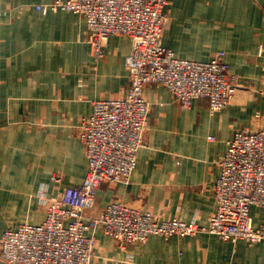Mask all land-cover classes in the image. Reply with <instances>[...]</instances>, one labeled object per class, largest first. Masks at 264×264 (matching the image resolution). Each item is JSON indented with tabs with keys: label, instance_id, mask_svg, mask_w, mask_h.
<instances>
[{
	"label": "crops",
	"instance_id": "1",
	"mask_svg": "<svg viewBox=\"0 0 264 264\" xmlns=\"http://www.w3.org/2000/svg\"><path fill=\"white\" fill-rule=\"evenodd\" d=\"M52 1L0 0V238L43 222L46 200L83 182L89 160L80 120L96 99L123 97L129 85L133 40L111 36L96 58L84 17L36 8ZM165 13L163 44L194 60L226 51L237 94L212 114L209 98L184 108L167 87L148 84L149 126L137 167L129 183L99 187L95 212L122 201L161 220L208 224L228 140L264 127V0H170ZM251 216L264 225L263 208L253 205ZM96 239L93 264H264V243L211 233L152 235L124 247L99 229Z\"/></svg>",
	"mask_w": 264,
	"mask_h": 264
},
{
	"label": "built area",
	"instance_id": "2",
	"mask_svg": "<svg viewBox=\"0 0 264 264\" xmlns=\"http://www.w3.org/2000/svg\"><path fill=\"white\" fill-rule=\"evenodd\" d=\"M169 2L53 0L36 6L44 14L64 10L84 17L96 58L104 57L111 36H129L133 40L126 58L129 85L123 97L96 99L92 113L81 118L79 136L89 160L86 177L46 200L43 222L3 232L0 264H93L99 229L124 247L144 243L152 235L198 233L249 245L264 243V225H254L251 216L253 205L264 209V127L240 129L228 140L214 189L217 207L208 224L181 217L161 220L151 210L122 201L95 212L99 187L105 182L129 183L137 167L149 126L148 84L167 87L184 108L197 98H209L212 114L226 108L237 94L226 51L194 60L177 56L163 44ZM52 179L61 181L57 174Z\"/></svg>",
	"mask_w": 264,
	"mask_h": 264
},
{
	"label": "rangeland",
	"instance_id": "3",
	"mask_svg": "<svg viewBox=\"0 0 264 264\" xmlns=\"http://www.w3.org/2000/svg\"><path fill=\"white\" fill-rule=\"evenodd\" d=\"M78 15V14H77ZM80 16V15H79ZM88 41H89V29H88Z\"/></svg>",
	"mask_w": 264,
	"mask_h": 264
}]
</instances>
